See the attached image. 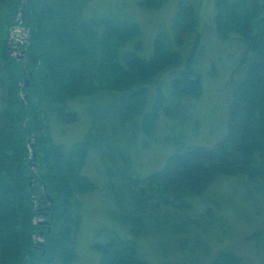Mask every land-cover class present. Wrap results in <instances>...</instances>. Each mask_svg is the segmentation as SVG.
Returning a JSON list of instances; mask_svg holds the SVG:
<instances>
[{
  "label": "trees",
  "instance_id": "trees-1",
  "mask_svg": "<svg viewBox=\"0 0 264 264\" xmlns=\"http://www.w3.org/2000/svg\"><path fill=\"white\" fill-rule=\"evenodd\" d=\"M90 1L0 0V264H76L77 198L95 187L83 173L91 151L108 162L107 174L115 178V218L130 224V239L112 236L92 245L98 264H151L136 239L169 218L171 209H187L188 199L202 195L218 176L264 180V0L213 3L214 32L234 52L224 137L212 146L179 145L144 178L134 175L126 149L99 117L91 115L87 135L68 146L54 141L47 123L51 117L61 124L74 121L70 103L103 92L121 94L123 123L147 105L148 122L197 100L202 82L192 55L200 50L198 10L178 0L169 28L145 55L137 22L124 14L87 17ZM169 1L138 5L156 10ZM12 25L26 32L19 47L25 61L13 57L2 38ZM167 71L173 75L167 97L158 89L149 102L146 86ZM212 264L238 260L219 252Z\"/></svg>",
  "mask_w": 264,
  "mask_h": 264
},
{
  "label": "rangeland",
  "instance_id": "rangeland-1",
  "mask_svg": "<svg viewBox=\"0 0 264 264\" xmlns=\"http://www.w3.org/2000/svg\"><path fill=\"white\" fill-rule=\"evenodd\" d=\"M198 10L197 31L201 34L200 50L192 55L201 74L202 91L195 101H183L171 107L170 115L160 114L155 121L146 120L147 105L140 115L123 123L121 94L103 92L94 98L70 103L76 119L61 124L51 117L48 130L56 143L71 145L82 140L90 127L91 115L100 118L106 133L125 148L134 175L144 178L159 170L179 145L212 146L227 132L228 107L231 100L234 57L230 44L221 42L213 28L214 0H189ZM178 0L162 8L143 10L138 0H92L85 7L87 17L124 14L140 25L139 40L144 54L153 51L160 31H167ZM19 14L15 21H18ZM2 38L12 48L25 41L26 32L18 25L5 27ZM232 69V70H231ZM213 71V72H212ZM231 71V72H230ZM173 75L168 71L146 88L151 102L159 89L166 97ZM147 98V97H146ZM109 164L99 153L87 155L83 173L94 189L77 198L80 227L76 235V264H98L100 255L92 245L105 243L110 237L130 239V224L115 218L117 187L110 185ZM115 182V181H114ZM187 209H171L169 218L150 224L136 243L151 264H212L219 252H229L238 264H264V180L248 182L245 176H218L200 196L188 199ZM41 221L42 217L38 216ZM170 225H176L172 231ZM35 242L42 238L34 236Z\"/></svg>",
  "mask_w": 264,
  "mask_h": 264
},
{
  "label": "water",
  "instance_id": "water-1",
  "mask_svg": "<svg viewBox=\"0 0 264 264\" xmlns=\"http://www.w3.org/2000/svg\"><path fill=\"white\" fill-rule=\"evenodd\" d=\"M10 54L13 57H15L17 60H23V61H25L24 55H23V52L22 51L12 50Z\"/></svg>",
  "mask_w": 264,
  "mask_h": 264
}]
</instances>
